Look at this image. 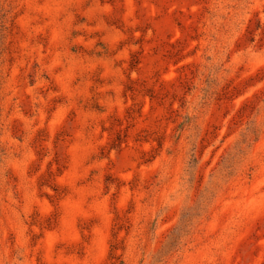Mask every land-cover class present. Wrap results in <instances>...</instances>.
I'll use <instances>...</instances> for the list:
<instances>
[{
	"label": "rangeland",
	"instance_id": "obj_1",
	"mask_svg": "<svg viewBox=\"0 0 264 264\" xmlns=\"http://www.w3.org/2000/svg\"><path fill=\"white\" fill-rule=\"evenodd\" d=\"M0 264H264V0H0Z\"/></svg>",
	"mask_w": 264,
	"mask_h": 264
}]
</instances>
